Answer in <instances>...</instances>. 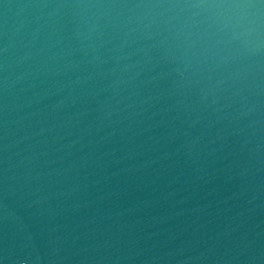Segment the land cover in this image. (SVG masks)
<instances>
[{
    "label": "water",
    "instance_id": "obj_1",
    "mask_svg": "<svg viewBox=\"0 0 264 264\" xmlns=\"http://www.w3.org/2000/svg\"><path fill=\"white\" fill-rule=\"evenodd\" d=\"M0 264H264V3L0 0Z\"/></svg>",
    "mask_w": 264,
    "mask_h": 264
},
{
    "label": "clouds",
    "instance_id": "obj_2",
    "mask_svg": "<svg viewBox=\"0 0 264 264\" xmlns=\"http://www.w3.org/2000/svg\"><path fill=\"white\" fill-rule=\"evenodd\" d=\"M147 7H158V6H147ZM168 7H188V8H204V9H249V8H256V5L253 4H223V5H177V6H168ZM209 20L213 22H217L216 16H209ZM255 26L256 29L259 28V23L256 20L243 18V17H236L234 22L230 19L228 23L225 24L226 28H229L230 35L232 39H239L240 37L247 38L251 32L253 31V28L251 26ZM239 29L237 32L236 30ZM243 42V41H242Z\"/></svg>",
    "mask_w": 264,
    "mask_h": 264
},
{
    "label": "snow or ice",
    "instance_id": "obj_3",
    "mask_svg": "<svg viewBox=\"0 0 264 264\" xmlns=\"http://www.w3.org/2000/svg\"><path fill=\"white\" fill-rule=\"evenodd\" d=\"M261 3H264V0H261Z\"/></svg>",
    "mask_w": 264,
    "mask_h": 264
}]
</instances>
